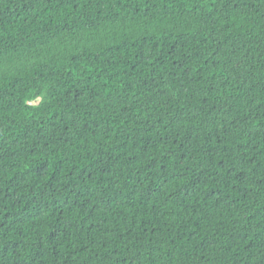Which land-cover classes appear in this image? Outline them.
<instances>
[{"label":"trees","instance_id":"16d2710c","mask_svg":"<svg viewBox=\"0 0 264 264\" xmlns=\"http://www.w3.org/2000/svg\"><path fill=\"white\" fill-rule=\"evenodd\" d=\"M0 264H264V0H0Z\"/></svg>","mask_w":264,"mask_h":264}]
</instances>
